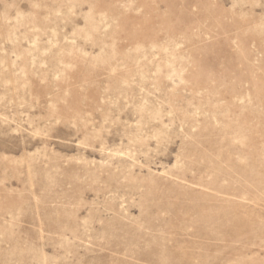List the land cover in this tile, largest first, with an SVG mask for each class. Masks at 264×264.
Segmentation results:
<instances>
[{"label": "rangeland", "instance_id": "rangeland-1", "mask_svg": "<svg viewBox=\"0 0 264 264\" xmlns=\"http://www.w3.org/2000/svg\"><path fill=\"white\" fill-rule=\"evenodd\" d=\"M0 264H264V0H0Z\"/></svg>", "mask_w": 264, "mask_h": 264}]
</instances>
